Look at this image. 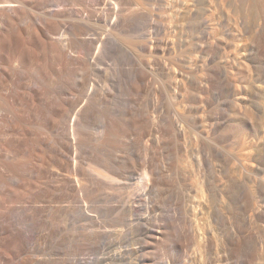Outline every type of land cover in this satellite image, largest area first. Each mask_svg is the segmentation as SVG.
I'll return each instance as SVG.
<instances>
[{
  "label": "bare ground",
  "instance_id": "bare-ground-1",
  "mask_svg": "<svg viewBox=\"0 0 264 264\" xmlns=\"http://www.w3.org/2000/svg\"><path fill=\"white\" fill-rule=\"evenodd\" d=\"M190 1L205 25L188 27L192 42L167 26L170 0H0V264H105L108 232L133 217L178 245L185 187L194 216L229 226L242 250L250 182L264 192L244 135L264 0Z\"/></svg>",
  "mask_w": 264,
  "mask_h": 264
},
{
  "label": "rangeland",
  "instance_id": "rangeland-1",
  "mask_svg": "<svg viewBox=\"0 0 264 264\" xmlns=\"http://www.w3.org/2000/svg\"><path fill=\"white\" fill-rule=\"evenodd\" d=\"M169 6L167 26L171 30L173 26H177L185 32V39L188 42L194 41L196 32L191 33L188 31V27L205 28L196 7L192 5L190 0H186L184 3L179 0H170ZM150 8L153 10L154 19H157V6L152 5ZM236 27L234 26V28ZM248 36L246 34V37ZM1 42L2 39L0 37ZM1 45L4 46L5 42H2ZM6 54V48L2 47V61H6ZM256 55L255 62L252 58L248 60L249 88L246 99L248 119L245 121L244 135L248 140L249 166L256 173L255 176L260 173L264 179V50ZM256 69H259L260 72L259 80H257ZM4 78L5 84L11 82H9L7 76L4 75ZM234 87L231 90L230 102L228 103L230 108L236 104V85ZM7 93L10 94V92ZM167 97L162 104L165 109L170 108L173 103L171 96L168 95ZM7 115L9 113L1 112L3 118H6ZM230 143L231 150L234 152L238 151L234 137ZM178 166H180V163ZM261 175L259 176L261 177ZM249 185L248 218L244 224L247 243L242 246V250L239 253L234 243L236 237L230 234L229 226L225 227L220 220L201 218L199 214L194 216L192 198L194 193L186 190L185 187L182 194L176 190L172 197V201H177L178 208H180L176 215V222L173 224L183 231L178 245H175L172 241L169 242V245H166L155 233L149 234L152 237H146L142 233L143 230H136V224L139 225L140 218L133 217L134 221H130L131 217H129L126 219L134 225L129 231L128 227L122 224L115 228L111 234L108 232L106 237L107 247L104 250L105 264H109L111 254L109 246L114 239H116L115 242L117 241L116 250L119 255V264H241V260L246 264H251L252 262L260 261L262 250L264 251V192L261 194L259 187L253 180ZM233 210H235V207ZM144 211L143 208H140L141 214H144ZM255 212L261 213L262 216H255ZM127 214L126 212L125 215L128 216ZM148 214L147 226H153L155 219L160 217L162 211L159 208H155L149 210ZM228 232L229 234L227 235ZM204 235H208L212 239V244L202 253ZM228 236L233 238V243L225 247L223 241ZM144 246L147 247V250H144Z\"/></svg>",
  "mask_w": 264,
  "mask_h": 264
}]
</instances>
